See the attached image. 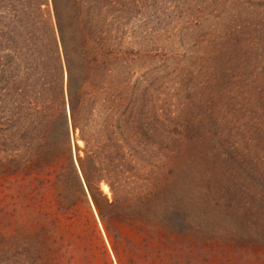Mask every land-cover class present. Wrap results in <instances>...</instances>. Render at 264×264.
Returning <instances> with one entry per match:
<instances>
[{
    "label": "trees",
    "instance_id": "obj_1",
    "mask_svg": "<svg viewBox=\"0 0 264 264\" xmlns=\"http://www.w3.org/2000/svg\"><path fill=\"white\" fill-rule=\"evenodd\" d=\"M232 2L230 10L241 11L240 1ZM122 7L121 0H0V112L9 104L15 111L10 128L0 117V173L5 179L24 174L36 191L30 193L32 199L42 195L37 207L48 206L47 191L53 190V199L62 204L78 189L80 196L92 197L106 223L96 194L104 205L113 204L101 184L115 193L132 189L135 182L121 180L132 169L126 137L135 128L130 116L136 96L135 87H123L119 78L133 62L126 41L118 37ZM203 15L205 30L199 37L204 53L187 60L192 68L188 83L182 77L176 84L186 87L184 93L170 91V78L165 83L152 78L155 152L170 150L173 157L183 152L188 163L197 159L209 167L220 161L232 191L224 186L218 190L220 184L213 182L217 202L233 199L235 190L245 205L260 201L264 209V23L254 30L248 28L251 20L232 25L231 13L222 5L203 10ZM247 17L244 12L243 20ZM104 94L116 108L107 117H116L125 102L131 108L125 124L116 126V136L125 143L116 146L118 153L113 151L120 156L117 163L104 152L103 137L109 131L103 123L109 109L101 101ZM21 109L26 115L12 131ZM77 132L83 149L74 140ZM163 135L171 146L161 144ZM160 166L158 158L152 175L159 174ZM51 176L54 182L48 185ZM153 232L161 244L167 242L164 228Z\"/></svg>",
    "mask_w": 264,
    "mask_h": 264
},
{
    "label": "rangeland",
    "instance_id": "obj_2",
    "mask_svg": "<svg viewBox=\"0 0 264 264\" xmlns=\"http://www.w3.org/2000/svg\"><path fill=\"white\" fill-rule=\"evenodd\" d=\"M232 1L121 0L118 37L126 41L133 62L122 68L119 78L124 81L123 87L130 83L136 91L130 116L135 128L126 137L133 156L132 169L121 180L126 184L135 181L132 189L121 188L113 193L108 184H101L103 194L113 204L104 205L102 195L96 194L107 214L103 223L89 194L84 198L78 189L71 190L60 204L50 190L45 194L48 206L37 207L36 201L42 200V195L32 199L30 193L36 191L24 174L20 178L6 175L5 179L0 173V264H264V209L259 207L260 201L245 205L243 196L239 199L234 190L233 199L218 203L219 198L211 194L213 182L220 184L218 190L224 186L232 191L224 179L226 165L215 161L216 165L209 167L197 159L188 163L183 152L175 157L168 154L170 150L155 152L158 137L153 122L152 78L160 77L163 83L170 78V91L184 93L186 87L176 84L182 77L188 83L192 68L187 60L204 53L199 37L205 30V21L201 24L206 18L203 10L211 12L215 5L226 6L232 25H246L251 20V30L264 23V0H239L241 11L230 10ZM244 12L248 17L243 20ZM112 99L105 94L101 99L106 110L109 108L102 117L109 125L103 142L104 152H109L107 159L117 163L120 156L115 157L113 151L125 143L116 136V126L119 121L125 124L131 108L123 102L116 117H107L115 107ZM9 105L0 117L10 128V116L15 111ZM23 110L12 121V131L22 124L26 115ZM165 135L159 137L161 144L171 146ZM76 138L83 149L78 132ZM158 158L163 166L159 174L152 175ZM48 179V185L54 182L52 176ZM153 228L167 231L166 243L161 244L153 235Z\"/></svg>",
    "mask_w": 264,
    "mask_h": 264
}]
</instances>
